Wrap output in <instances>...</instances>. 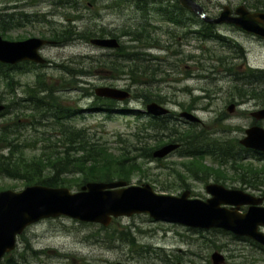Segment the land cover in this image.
Masks as SVG:
<instances>
[{
  "label": "rangeland",
  "instance_id": "374dc122",
  "mask_svg": "<svg viewBox=\"0 0 264 264\" xmlns=\"http://www.w3.org/2000/svg\"><path fill=\"white\" fill-rule=\"evenodd\" d=\"M62 2L64 3L56 0H0V34L3 32L2 17L5 14L15 13L35 15L36 18L45 15V19L52 23L50 27L47 26L48 29L64 32L65 46H48L44 51L45 57L56 63L55 67L53 70L42 69V71H47V77L50 78L44 84L45 91L51 90L53 94L57 89H74L62 94L60 99L56 95L51 96L56 97L55 103L76 110V117L68 122V125L72 124L77 129H86L91 135H95L96 140L107 144L114 152L125 146L117 143L118 135H122L124 140H129L132 145L136 144L146 153L158 150V146L161 144L163 146L169 140L166 137L168 132H162L156 139L147 140L144 146L135 143L137 137L134 134H139L138 130L136 131L137 126L150 122L145 112L146 106L153 102L159 101L158 104L174 112V116L166 120L170 130L186 132L192 125H198L195 127L197 133L205 132L213 139L211 141L227 145L233 143L239 145V140L244 137V131L249 127L256 125L264 127V124H261L264 120L259 121L252 117L253 113L264 108V99L257 95L264 94L263 39L246 34L230 25H221L216 26L215 30L216 36H221L223 42L219 39L201 41L191 35H184L183 29L180 30L162 21L159 22L161 30L154 35L155 41L153 37L150 40L140 34L134 35V32L128 29L129 25L136 26L137 22L144 19L141 12H134V5L121 3L119 0ZM70 2H74L77 6L71 7ZM197 2L208 16L213 18H217L226 5L232 9L244 5L250 10L264 11V0H197ZM47 27L43 24H38L34 28L29 26L23 30L10 31L8 36L15 38L21 34H29L31 37H39V33H42L41 36H46ZM146 28L152 32L154 30L152 26ZM101 31L106 34L119 33L120 45L121 48L124 47V51L101 50L92 45L90 41L99 38L96 35ZM61 33L59 39L64 36ZM123 35H129L130 38L122 37ZM149 42L151 48L144 47ZM132 51L148 55L146 66L149 70H156L155 76L143 75L130 78L125 69L117 79L101 78L99 71L105 69L103 67L112 68L109 60L128 65L127 54H131ZM72 69H82L91 74L72 75ZM11 72L13 80L16 81L11 86L9 84L12 81L0 79V104L9 106L8 113L0 118V156L8 158L3 165L8 166L9 162L13 166L18 162L31 164L39 157L44 158L46 162H48L47 157H50L54 162L55 153L65 150L59 144L58 137L49 138L43 135L53 131L52 126L48 128L39 125L27 129L26 125L22 124L24 130L20 126L21 135H18L19 130L11 133L3 131L4 127H8V130L16 128L9 126L16 125V117L22 113L13 103L17 102L18 98L24 97L21 90L23 85H32L34 81V76L22 77L16 70ZM82 76L86 80L85 89L93 98L84 99L81 91L77 89V87L81 88L82 83L77 77ZM17 82L18 86L15 85ZM107 83L119 88L129 87L132 90V99L124 103L114 102L112 105L99 107L104 110H91L96 106L94 88L106 86ZM245 89L254 90L252 93L255 95L252 97L245 95ZM240 94H243L242 98ZM45 96L38 94V97ZM237 103L241 105L238 106ZM232 105H235L234 112L230 113L228 109ZM188 109L195 111L194 115L201 123L190 125L179 117L181 113L189 112ZM23 114L24 117L28 116L26 108H23ZM149 132V134L153 133ZM10 144L21 145L14 155L10 153ZM244 151L241 152L244 162L252 161L257 165L263 163L258 162L252 154H243ZM174 153L175 151L162 160L153 162L140 157L138 153L131 154V157L138 154L139 158L136 162L143 168V174L133 177L131 185L150 184L157 193L179 195L183 193L182 188L187 182L193 186L197 198H208L205 191L206 184H202L201 179L194 182L196 177L190 176L191 172L182 166L185 162L187 164L189 159L173 155ZM10 157H13L12 161ZM35 157L36 160L33 159ZM204 162L215 168H223L222 171H226L224 183L228 186L254 191L248 185H239L229 166L220 167L210 157L204 158ZM247 163L250 162L245 164ZM57 167L58 171L66 172L65 167L58 165ZM67 167L70 169L66 165ZM54 170L52 169V175ZM198 176L207 182L210 181L209 183L215 180L213 177L206 178L203 174ZM69 183L72 184L70 188L72 191L79 189L75 186V182L65 184ZM80 184L82 186V183ZM25 187L24 180L0 176V188L3 190L20 191ZM103 228L100 225L83 223L67 217L42 220L32 224L18 238V248L14 257L25 258L26 264H116L119 262L121 264H213L212 256L220 249L222 255L226 256V260L228 259V264H264V252L258 253L259 257L255 256L251 252L253 250L223 233L208 232L201 237L189 231L190 228L166 222H154L145 214L130 218L122 217L116 219L110 227ZM127 228L136 239L135 248L144 252H131L129 245L105 239L108 233L115 230L126 231ZM209 231H217V229ZM212 243L219 248L210 245ZM6 259L3 264L8 261Z\"/></svg>",
  "mask_w": 264,
  "mask_h": 264
},
{
  "label": "water",
  "instance_id": "95a60500",
  "mask_svg": "<svg viewBox=\"0 0 264 264\" xmlns=\"http://www.w3.org/2000/svg\"><path fill=\"white\" fill-rule=\"evenodd\" d=\"M180 5L200 17L204 22L214 25H235L241 31L264 40V12L253 11L244 5L232 10L224 6L217 18L208 16L196 0H179ZM52 42L42 39H29L22 42H9L0 36V62L16 64L30 61L44 64L46 60L39 50ZM94 46L117 49L116 39H92ZM95 95L100 98L124 102L130 99L128 91L114 87H98ZM235 105L229 107L234 112ZM0 105V113L4 110ZM147 114L154 117L166 116L170 111L154 102L147 106ZM181 116L192 123L200 120L190 114ZM256 120H264V108L252 114ZM240 144L256 152L264 153V127L252 126L245 131ZM180 145L169 144L154 152L153 156L163 159ZM206 192L208 200L190 198V191L179 196L158 194L150 184L129 185L125 181L91 182L77 192L68 188H49L36 185L22 191L0 193V262L3 257L16 248L17 236L24 230L42 220L66 216L80 222L101 224L108 227L114 218L148 215L155 222H166L190 229H222L238 237H249L264 246V233L258 232L264 226V210L251 208L246 214L238 210L242 205L257 204L256 199L243 191L231 190L223 185L210 184ZM261 202V201H260ZM232 206L234 211L223 206ZM213 264H224L222 254L212 256ZM121 264V263H118ZM182 264V263H177Z\"/></svg>",
  "mask_w": 264,
  "mask_h": 264
},
{
  "label": "trees",
  "instance_id": "16d2710c",
  "mask_svg": "<svg viewBox=\"0 0 264 264\" xmlns=\"http://www.w3.org/2000/svg\"><path fill=\"white\" fill-rule=\"evenodd\" d=\"M119 2H126L128 4L134 5V9L138 10V12H147L149 10L157 11L160 16H163L166 21L172 22L174 27L183 28L186 31V26L197 25V34L195 37L201 41H211L213 39H219L223 42L224 39L222 37L216 36L217 31L215 30L214 25H209L203 20L199 19L192 13L188 12L184 8H182L178 2V0H119ZM71 7H75L74 2H70ZM257 9V8H255ZM27 17V16H24ZM36 18L35 15L32 16ZM23 18V17H21ZM20 18V19H21ZM43 19H38L35 21H42ZM20 19L12 18L10 24L12 27H24L25 25H31V19L24 18L22 23ZM50 22V21H49ZM51 23V22H50ZM175 23V24H174ZM52 25V23L50 24ZM199 25V26H198ZM142 28V26H133L129 25L128 29L135 34L138 30ZM8 31V29H6ZM71 31V30H69ZM68 31V32H69ZM142 31L151 32L149 29L142 28ZM50 33L55 36V38L59 37L61 31L57 29H51ZM102 33L104 31H101ZM97 33V32H96ZM7 35V32H4ZM122 34H125L122 32ZM3 36V32L0 34ZM64 35V32L61 33ZM184 35H190V32H185ZM97 36V35H96ZM151 40V39H150ZM150 44V42L148 43ZM228 44V43H227ZM145 47V45H144ZM149 47V46H148ZM151 48V47H149ZM124 51V47H122L118 52ZM146 54L132 51L131 54H127L126 61L129 63L128 65H122L119 62H114L113 60H109L108 62L110 67L109 70H113L114 72H118V75L130 70L132 76H150L153 77L156 74V70H149L146 66ZM155 59V58H154ZM102 64V62H101ZM100 67V66H98ZM106 68V67H104ZM28 69V70H27ZM30 66H23V73H28L30 71ZM10 69L0 63V79H8V81H12L9 86H11L15 80H13V73L9 71ZM18 69H12V71ZM11 72V74H10ZM22 72V71H21ZM37 74V80L35 84L29 85L28 88H33L38 92V87L45 83L41 73L39 71ZM72 75L77 74H91L89 71L84 72L82 69L71 71ZM263 73V72H256ZM15 85H18L16 83ZM27 88V89H28ZM88 93V90H86ZM254 90H246L245 95L250 97L254 96ZM92 95V94H90ZM243 94H240V98H242ZM259 98L264 99V94H257ZM40 98V97H38ZM37 98V99H38ZM100 99H96L99 101ZM103 101V100H100ZM108 105H112L114 102L106 100ZM1 102V101H0ZM157 103H160L159 101ZM47 104L43 103V100H39L34 106L35 111L41 116L40 121H47L45 127H53V131L46 132L44 135H47L49 138H57L58 142L65 151L56 152L54 157V162L51 161L50 157H47V161L44 158L37 157L33 158L36 161H32L31 164H24L22 162H18L15 166L12 165L11 162L7 164L8 166L3 165V162L6 163L8 158L4 156H0V176H5L8 178H16L19 180L26 181V186L29 185H44L51 188H59V187H68L72 188V184H65L66 182H75V186L80 188L81 184H85L86 182H111L114 180H122L130 183L137 174H143L142 166L137 164L138 154L140 157H144L147 160L153 159V151L146 153L145 150H140L136 146V144L129 143V140H124L122 135H118V144H124L125 146L119 148L118 150L112 151L110 147L105 143H100L95 139V135H91L89 131L86 129H77L72 124H67L70 119H72L76 112L73 108H66L64 106H46ZM191 112V109H188ZM8 112V110H7ZM49 114V120H53L52 123L47 119L45 115ZM4 115V114H3ZM1 115V116H3ZM0 116V117H1ZM198 125L191 126L186 132H178L174 130H170L169 125L166 123V120H150L148 124H142L141 126H137L136 131L139 134H134L137 137L135 143L146 144V141L149 139H156L161 135L162 132H168L166 137L172 143H180L182 144L179 153L182 157L189 159L183 164L184 169L191 172V174L202 175L206 178L213 177L217 182L219 180L226 178V172L222 171L221 168H215L213 165L209 166L204 162V158L210 157L213 162L219 164L220 167L230 166L231 169H234L237 176H242L245 178V184L248 186H252L253 188L264 185V162L262 165L253 164L252 161H243L241 152L243 149L240 145L221 143L218 141H211L212 138H209L208 134L205 132L197 133L195 127ZM9 127H16L14 130H8L7 128H3L5 133H11L13 131L19 130L18 135H21L20 124L13 125ZM152 134H149L150 132ZM143 135L142 137L138 135ZM135 137V138H136ZM20 144H10L9 148L11 149V155H14ZM144 146V145H143ZM162 144L159 147H161ZM134 147V148H133ZM135 154L131 157V154ZM252 154V156L258 161L264 159V154H258L251 152L249 150H245L243 154ZM61 155V156H60ZM10 160H13V157H10ZM246 162H250L245 164ZM58 166H63L66 169L65 171H58ZM66 165L70 167V169ZM52 169L54 170V174L52 175ZM240 170H243L241 173ZM22 172V173H21ZM64 173H67L64 175ZM64 176H60V175ZM3 189L0 188V191ZM104 229V228H103ZM225 234V233H223ZM227 235V234H226ZM107 241H119L125 243L131 247V252H144L141 249L135 248V237L131 234L129 228L125 231L115 230L106 235L105 238ZM210 245H214L213 243ZM133 246V248H132ZM217 249L219 248L214 245ZM13 252L10 254L7 262L5 264H26L24 263L25 258L14 257ZM33 254H37V252H33ZM162 259V256H160ZM3 264V263H1Z\"/></svg>",
  "mask_w": 264,
  "mask_h": 264
},
{
  "label": "flooded vegetation",
  "instance_id": "af4514ba",
  "mask_svg": "<svg viewBox=\"0 0 264 264\" xmlns=\"http://www.w3.org/2000/svg\"><path fill=\"white\" fill-rule=\"evenodd\" d=\"M56 1H59L61 3H64L62 1H69V0H56ZM52 12H53V14L55 13L54 10ZM134 12H138V10H135L134 9ZM138 14H141V13H138ZM142 14L144 16L143 21L137 22L135 19H133L135 22H137L136 23V26L139 25V26H142V28L145 27V29H147L146 28L147 26H152L154 28V30H153L152 33L151 32L148 33L146 31L145 32L142 31V28H140L136 34H140V35L145 36V37H147L149 39L153 37V40H155L154 39V35H156L161 30V27L159 25L160 24L159 22L165 21L166 19L163 16H160V14H158L157 11H155L154 9L153 10H149L147 12V14H145V12H142ZM24 16H26V15H24L23 13H21V14L15 13L14 15L5 14L2 17L1 20H2V26H3V36H2L3 40L9 41V42H22V41H26V40H29V39H34V38H38L39 39L40 38V39H44V40H48V41L53 42V44H51L49 46H65L66 45V43H65L66 36L65 35L61 39H59L60 37L55 38V36H53V34L49 32L53 28L48 29L47 26L50 27V24L51 23L47 19L44 18V20H42L40 22V21H35L38 18H33L31 15H29L27 17H24ZM21 17H23V18H21ZM29 17H30L31 22H32L31 25H25L24 27H17V26L12 27V25L10 24L12 18H15V19H20L21 18L20 19V22L22 23V21L24 20V18H29ZM39 19H43V16H40ZM169 23H170V25H173L172 22H169ZM38 24H43V25H45L47 27L48 32H47V35L46 36H41L42 33H39V37H31V35H29V34H26V35L21 34L18 37H15V38H12V37H9L8 36L9 35L8 33L10 31H13V30H15V31L23 30V29H25V28H27L29 26L32 27V28H34ZM178 28L180 30L183 29V28L181 29L180 27H178ZM6 29H8V31ZM4 32H7V35L4 34ZM185 32H190L191 37H195V35L197 34V28H196L195 25L186 26V31ZM115 33L116 32H114L112 34H110V33H107L106 34V33L98 32L97 33V36L99 38H115L121 44V39H120V36H119L120 34L119 33L118 34H115ZM136 34L134 33V35H136ZM122 37H126L127 39L130 38L129 35L128 36L127 35H123ZM149 45L150 44H146L145 47H148ZM47 47L48 46H45V47H43L40 50V54L42 56H45V52L44 51H45V49ZM109 51H112V50H109ZM116 51H118V50H116ZM55 64H56L55 62H52L51 60L48 59L47 60V63L42 64V65H37V64H34L33 62H30V61H23V62H19V63H16V64H2V65L8 67L10 69L9 71H12V69H18L16 71H17V73H19V75H22V77H24V76L25 77H27V76H34V81L32 82V84H35V82L37 80V74H38V72H36V70L37 69H40L41 70L40 73H41L44 81L47 82V80L50 79V78L47 77L48 76L47 71L43 72L44 70L42 71V69H45V70L46 69H51V70H53V68L55 67ZM25 65H28V66H30V68H33V69H29L30 71H28V73H23V66H25ZM10 74H11V72H10ZM99 74H101V78H104V79H110V78L117 79L118 77H120V76H118V72H114L113 70H108V69H102V70H100L99 71ZM102 76H105V77H102ZM127 76L130 77V78H132V73H131L130 70L128 71V75ZM77 80L78 81L82 80L81 81L82 82L81 83V88L80 87H77V89L80 90L81 93H82V96H84L85 95V92H86V89H85L86 80H85V78L83 76L82 77H77ZM44 84H46V83H43V84H41L38 87V92L36 90H34L33 88H28L29 87V84L27 86H24L23 85V89H21V90L23 91L24 97L18 98L17 99V102H15L16 106L18 107V110H20V113H22L20 116H17V117H19L18 122L20 124H25L27 128H28V125H29L30 128H32L33 126L34 127H37V125L39 124L38 121H37V119H36V116L34 115V112H33L34 105L39 101L38 94H40V95L42 94V96H45L47 94L45 97H42V98L44 100H47L48 99V103L50 105H52L56 97L58 99H60L62 94H65V93L71 91V89H69V90H59V89H57L55 92L52 91L53 94H51V90L45 91L46 90V85H44ZM18 85H19V83H18ZM106 86L114 87L111 83H107ZM115 87H117V86H115ZM123 89H125V90L129 91L130 93H132L131 92L132 90L129 87L128 88H123ZM55 95H56L55 98L54 97H51V96H55ZM132 96H133V94H132ZM62 100H63V98H62ZM237 104H238V106L241 105L239 103H237ZM4 106H5V110H7V106L6 105H4ZM23 108H26L27 112L29 113L28 116L25 115L26 117H24ZM99 110H102V109H99ZM192 112L195 113V111L193 109H192L191 113ZM7 113L8 112L6 111V114ZM172 116H174V115H172ZM180 121H182V120H180ZM261 124H264V121ZM166 143L169 144V143H172V142L168 140L163 145H166ZM181 146H182V144H181ZM175 154L176 155H179V151L178 152L176 151L173 155H175ZM232 170H233L232 172H233V175H234L237 183L239 185L242 184L243 186H246V184H245V178H243L242 176H237L236 173H235L236 171L234 169H232ZM240 172L242 173L243 170H240ZM190 176L196 177V178H194V182H196L198 179H201V183L202 184H206L207 185L210 182V181L207 182L201 176H198V175H192L191 174ZM225 179H222V180H220L218 182L216 180H213V183L222 184V185H224L225 187H227L229 189H240V188H237L235 186H228L227 183H224V180ZM230 181H232V179ZM206 185H205V187H206ZM249 187L250 188H253L252 186H249ZM192 188H193V186L191 184H189V183L186 182V184L182 188V190H183V192L186 191V190H190L191 197H193V194L195 193V191ZM240 190H243V191H245V192H247L249 194H254V196H256V197H260L262 199V203L259 204L258 206H255V208L261 209V210L264 209V185H259V186L255 187V188H253L254 191H247V190H244V189H240ZM196 196H198V195L196 194ZM200 199L206 200L207 198L205 199L204 197H200ZM226 208L228 210L234 211V208L233 207L226 206ZM249 208H250V206L242 205L239 208L238 211L241 214H246ZM258 230L264 232V227H259ZM189 231H191V230H189ZM191 232H194L197 235H200L202 237L205 233H208V232L209 233H213V232L214 233H217V232L223 233L224 231L221 230V229H217V231H209L208 230L207 232H204V231H199V230H193ZM226 234L228 235L229 238H232L233 240H235L239 244L245 246L246 248H250L251 250L255 251L256 253H254L253 251H251L252 254H254L255 256H258L259 257L258 253L259 254H263L264 248L260 244L255 243V242H252L251 240H247L246 237L245 238H237V237L233 236L230 233H226ZM227 260H226V263H227Z\"/></svg>",
  "mask_w": 264,
  "mask_h": 264
},
{
  "label": "bare ground",
  "instance_id": "6f19581e",
  "mask_svg": "<svg viewBox=\"0 0 264 264\" xmlns=\"http://www.w3.org/2000/svg\"><path fill=\"white\" fill-rule=\"evenodd\" d=\"M178 2H179V0H178ZM196 2H197V0H196ZM180 4V3H179ZM181 6V5H180ZM182 7V6H181ZM183 8V7H182ZM186 10V9H185ZM188 11V10H187ZM189 12V11H188ZM191 13V12H190ZM207 13V12H206ZM193 14V13H192ZM194 15V14H193ZM196 16V15H195ZM196 17H198V16H196ZM199 19H201L200 17H198ZM202 20V19H201ZM210 25V24H209ZM211 25H214V24H211ZM222 25H230V24H222ZM216 26H221V25H214V27H216ZM230 26H232V27H234V28H237L235 25H230ZM148 29V28H147ZM239 29V28H238ZM240 30V29H239ZM243 32V31H242ZM245 33V32H244ZM247 34V33H246ZM249 35H252V34H249ZM253 36H255V35H253ZM257 37V36H256ZM260 38V37H259ZM99 39H104V38H99ZM262 39V38H261ZM120 49H121V45H120ZM119 49V50H120ZM28 95V94H27ZM25 101V100H24ZM154 103V102H153ZM151 104V103H150ZM18 112V111H17ZM33 121V120H32ZM38 129V128H37ZM225 136V135H224ZM249 204H246V206H248Z\"/></svg>",
  "mask_w": 264,
  "mask_h": 264
}]
</instances>
